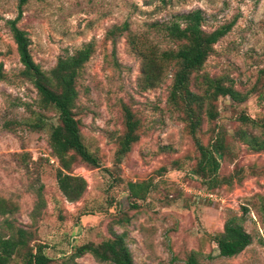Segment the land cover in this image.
I'll list each match as a JSON object with an SVG mask.
<instances>
[{"label": "rangeland", "instance_id": "obj_1", "mask_svg": "<svg viewBox=\"0 0 264 264\" xmlns=\"http://www.w3.org/2000/svg\"><path fill=\"white\" fill-rule=\"evenodd\" d=\"M17 2L0 0V198L16 207L0 216V230L11 233L8 220L30 238L9 264H22L27 250L37 246L51 264H62L79 246H98L114 234L123 235L133 264H186L189 257L196 264H264V148L255 144L264 145V0L26 2L17 27L27 33L42 71L49 72L60 56L92 46L76 81L74 111L98 167L79 159L73 164L72 174L86 182L76 202L58 190V162L48 145L58 114L42 106L23 76L6 24L16 17ZM196 9L203 12L205 31L232 19L235 24L214 45L192 89L200 91L201 75L225 76L247 96L241 103L218 98L216 118L202 116L191 135L185 113L169 99L173 68L163 67L153 86L144 72L153 71L150 55L174 48L151 25ZM125 108L138 122L139 138L118 156ZM217 137L223 145L219 167L205 178L197 167L202 159L197 143L211 149ZM128 183L140 184L143 200L130 197ZM229 216L242 217L251 244L222 258L213 239ZM74 263L111 264L89 254Z\"/></svg>", "mask_w": 264, "mask_h": 264}, {"label": "trees", "instance_id": "obj_2", "mask_svg": "<svg viewBox=\"0 0 264 264\" xmlns=\"http://www.w3.org/2000/svg\"><path fill=\"white\" fill-rule=\"evenodd\" d=\"M27 1L18 0L17 15L14 19L7 20L6 24L15 45L19 63L23 67V76L31 82L42 106H51L58 114L59 123L51 128L48 145L51 156L58 162L56 169L58 190L67 201L76 202L85 193L86 182L82 177L72 174L73 164L79 159L88 166L98 167L97 159L82 142L80 123L76 119L74 111L78 98L76 81L83 65L90 58L92 46L87 44L72 54L60 56L49 72L42 71L30 54V41L27 33L17 27L22 16V7ZM203 23V12L196 9L173 15L165 22L152 24L154 31L173 43L174 48L164 49L159 54L153 53L154 56L150 55L153 71L144 72L145 82L149 86H153L159 81L163 67L171 66L173 68L169 99L185 113L187 128L191 135L200 129L202 116H205L208 121H213L216 118L214 102L218 98L228 97L233 102L241 103L247 96V94H241L235 88L234 81L225 76L212 78L208 75H201L199 77L200 91L192 89L194 84L192 82L195 81V84H198L197 75L207 59L213 54L214 45L230 32L235 24V19L211 31H205ZM1 66L0 81L4 80ZM124 118L125 133L119 144L118 156L129 152L132 144L136 143L139 138L136 133L138 122L126 108L124 109ZM242 120L246 122L247 119L243 117ZM255 144L259 149L264 148L262 143L255 142ZM197 146L202 156L197 167L201 168L203 177L207 178L209 173L215 175L219 167L218 157L223 152L220 139L218 137L215 139L211 149L205 148L199 143ZM137 188H140V184L128 183L130 197L137 201L143 200L144 197ZM36 195L39 198L38 202L42 203L41 188L37 190ZM15 210L16 207L10 201L0 198V216L10 215ZM4 224L11 233L5 234L0 230V264H9L16 250L28 245L30 235L24 229L15 228L11 221L6 220ZM213 240L217 246L218 256L222 258L234 257L251 244V236L243 227L242 217L236 216L227 217L222 232ZM85 254L91 255L100 263L133 264L132 255L124 242L123 235L114 234L113 239L98 246L81 245L62 264H75L74 260ZM51 263L52 260L43 252L42 247L37 246L34 250H27L22 264ZM186 264H196V261L193 257H189Z\"/></svg>", "mask_w": 264, "mask_h": 264}]
</instances>
